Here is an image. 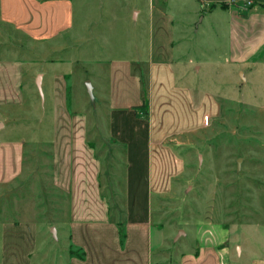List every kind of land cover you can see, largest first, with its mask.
<instances>
[{
	"label": "rangeland",
	"instance_id": "1",
	"mask_svg": "<svg viewBox=\"0 0 264 264\" xmlns=\"http://www.w3.org/2000/svg\"><path fill=\"white\" fill-rule=\"evenodd\" d=\"M93 1L0 0V61L24 64L26 70L24 100L21 105L3 107L9 118L0 124L3 140L24 142L19 176L0 185V231L6 224L34 226L38 231L35 264H59L69 247V195L56 175L52 102L43 70L69 74L65 76L66 109L86 111L89 139L102 160L103 193L113 219H123L127 161L123 147L108 138L109 67L116 59H133L131 74L139 79L145 97L147 58L141 57L145 48L138 45L145 42L149 27L132 24V18L128 24L122 22L121 11L130 5L126 0ZM56 2L72 6L71 26L66 25L68 20L62 19L59 25L55 16H48L58 10ZM219 38L215 43L223 58L225 41ZM208 71L192 70L189 79L178 80L181 85L205 78L208 92L215 93L219 103L220 116L207 122L201 132L166 141L183 162L185 175L176 195L154 202L152 219L165 227L168 236L161 259L165 264H178L181 253L194 248L195 224L211 219L225 221L233 232L232 264H248L251 253L264 254L260 229L264 222V72L240 75L227 66ZM178 230L186 234L175 242ZM237 245L245 248L240 257Z\"/></svg>",
	"mask_w": 264,
	"mask_h": 264
},
{
	"label": "crops",
	"instance_id": "2",
	"mask_svg": "<svg viewBox=\"0 0 264 264\" xmlns=\"http://www.w3.org/2000/svg\"><path fill=\"white\" fill-rule=\"evenodd\" d=\"M126 1L130 5L121 11L122 22L128 24L132 18V24L149 27L148 38L138 45L145 48L141 57L147 58L149 74L142 97L140 81L131 74L133 59H116L109 67L108 138L123 147L127 161L121 221L113 219L103 193L102 160L89 139L88 115L66 109L65 76L69 74L43 70L52 102L56 175L69 195L68 246L73 250L69 252L68 247L59 264H165L161 259L168 236L165 227L152 219L154 202L177 193L185 175L183 162L166 141L201 132L207 122L220 116L219 103L215 93L208 92L205 78L198 75L195 79L202 83L182 81L181 85L179 78L189 79L192 70L205 74L223 66L240 75L264 72V0ZM56 3L58 10L48 16H55L59 25L62 19L72 24V6ZM219 36L225 41L223 58L215 43ZM25 73L24 64L0 61V124L9 118L3 107L21 105L24 100ZM144 103L145 113L141 111ZM23 155L24 142L3 140L0 132V185L19 176ZM119 225L125 234L123 243ZM260 229L264 246V222ZM180 231L175 242L186 234ZM37 233L34 226L4 225L0 264H35ZM232 233L222 220L197 222L194 248L181 253L178 264H232ZM235 251L240 257L245 248L237 245ZM248 264H264V254L251 253Z\"/></svg>",
	"mask_w": 264,
	"mask_h": 264
},
{
	"label": "trees",
	"instance_id": "3",
	"mask_svg": "<svg viewBox=\"0 0 264 264\" xmlns=\"http://www.w3.org/2000/svg\"><path fill=\"white\" fill-rule=\"evenodd\" d=\"M221 7H224V5H221ZM263 8H264V6H262ZM119 232H120V236H121V242L123 243L124 242V239H125V234H124V231H123V228H122V226L121 225H119ZM83 256L81 255V258H82Z\"/></svg>",
	"mask_w": 264,
	"mask_h": 264
},
{
	"label": "water",
	"instance_id": "4",
	"mask_svg": "<svg viewBox=\"0 0 264 264\" xmlns=\"http://www.w3.org/2000/svg\"><path fill=\"white\" fill-rule=\"evenodd\" d=\"M87 87H88V90H90V84H89V82H87ZM181 233H182V232L179 231L178 235L181 234Z\"/></svg>",
	"mask_w": 264,
	"mask_h": 264
},
{
	"label": "built area",
	"instance_id": "5",
	"mask_svg": "<svg viewBox=\"0 0 264 264\" xmlns=\"http://www.w3.org/2000/svg\"><path fill=\"white\" fill-rule=\"evenodd\" d=\"M232 1H235V0H232ZM237 1V0H236Z\"/></svg>",
	"mask_w": 264,
	"mask_h": 264
}]
</instances>
